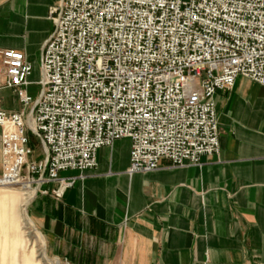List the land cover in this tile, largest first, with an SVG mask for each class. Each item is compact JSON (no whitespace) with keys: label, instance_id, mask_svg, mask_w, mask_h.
Instances as JSON below:
<instances>
[{"label":"built area","instance_id":"obj_1","mask_svg":"<svg viewBox=\"0 0 264 264\" xmlns=\"http://www.w3.org/2000/svg\"><path fill=\"white\" fill-rule=\"evenodd\" d=\"M42 55L36 113L0 109V186L35 190L67 170L98 166L99 149L131 140L128 172H151L162 159L198 165L220 152L215 95L244 76L264 86V0H61ZM6 86L24 87L33 66L4 49ZM45 157L34 160L28 133Z\"/></svg>","mask_w":264,"mask_h":264},{"label":"crops","instance_id":"obj_2","mask_svg":"<svg viewBox=\"0 0 264 264\" xmlns=\"http://www.w3.org/2000/svg\"><path fill=\"white\" fill-rule=\"evenodd\" d=\"M61 0H0V51H22L33 66L25 92L6 86L0 58V109L35 115L43 90V49L55 30L50 10ZM220 152L198 165L162 159L151 172H128L131 140L99 149L98 166L67 170L60 182L33 190L27 211L42 233L47 255L60 264H264V86L240 76L215 95ZM45 157L39 138L28 133ZM33 146V145H32ZM2 129L0 128V177ZM17 189L0 188V221L18 212Z\"/></svg>","mask_w":264,"mask_h":264},{"label":"bare ground","instance_id":"obj_3","mask_svg":"<svg viewBox=\"0 0 264 264\" xmlns=\"http://www.w3.org/2000/svg\"><path fill=\"white\" fill-rule=\"evenodd\" d=\"M0 188H10V186ZM18 192H21L17 195L18 212L12 216L10 227H4L0 221V264H41L34 241L28 237L25 230L27 225L35 226L27 211L34 192L27 187H23ZM34 230L44 241L42 233L36 226ZM56 264H60L59 260Z\"/></svg>","mask_w":264,"mask_h":264},{"label":"rangeland","instance_id":"obj_4","mask_svg":"<svg viewBox=\"0 0 264 264\" xmlns=\"http://www.w3.org/2000/svg\"><path fill=\"white\" fill-rule=\"evenodd\" d=\"M32 145L36 149V154L39 153L41 148L37 146V144L34 140H32ZM10 188L12 190H15V189L21 190L22 189V187H20V186H10ZM32 192H33V190H32ZM23 216L25 217V215H23ZM35 226L32 227V226L27 225L26 226L27 228H25V230L29 235L28 237L32 241H34V244L36 246V250L38 251V258L41 260V264H56L58 260L47 255L46 249H45V242L42 241V239L38 235V232L34 230Z\"/></svg>","mask_w":264,"mask_h":264}]
</instances>
